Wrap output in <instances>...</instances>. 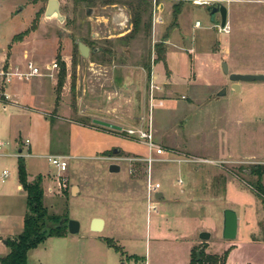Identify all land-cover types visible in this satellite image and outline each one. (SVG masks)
<instances>
[{"label":"rangeland","instance_id":"obj_1","mask_svg":"<svg viewBox=\"0 0 264 264\" xmlns=\"http://www.w3.org/2000/svg\"><path fill=\"white\" fill-rule=\"evenodd\" d=\"M48 1L0 0V175L8 172L0 216L17 217L26 207L16 189L24 157L30 180L43 174L49 214L76 221L79 232L47 238L27 264H188L199 234L184 233L202 219L214 224L206 254L222 256L234 245L224 264H264V193L257 187L264 188V165L241 159L264 158V82L233 91L220 67L264 72V0H57L62 21L44 17ZM212 6L226 7L228 33L219 15L210 18ZM78 43L89 48L87 58ZM30 67L39 75L30 76ZM5 86L18 103L4 110ZM148 129L173 153L151 166L150 181L147 165L131 160L147 156L137 135ZM49 155L73 157L59 191ZM193 157L214 164L178 162ZM111 164L120 171L110 174ZM178 178L199 202L187 203L190 191L181 195ZM224 209L240 219L234 241L221 237ZM93 216L105 219L104 231H91ZM5 252L0 244V256Z\"/></svg>","mask_w":264,"mask_h":264},{"label":"trees","instance_id":"obj_2","mask_svg":"<svg viewBox=\"0 0 264 264\" xmlns=\"http://www.w3.org/2000/svg\"><path fill=\"white\" fill-rule=\"evenodd\" d=\"M114 2L116 0H107ZM174 14H179L176 7ZM18 183L26 193V213L23 218L22 231L12 239L5 240L8 253L0 257V264H26L27 255L31 250L36 249L47 238H62L67 235L68 220L51 215L44 206V192L42 189V177L40 175L29 182L23 158L17 161ZM259 191L264 193V188L257 183ZM109 246L114 247L108 242ZM205 244H202L191 251L190 264H224L230 250L222 256L209 255L205 253ZM116 249V248H115Z\"/></svg>","mask_w":264,"mask_h":264},{"label":"water","instance_id":"obj_3","mask_svg":"<svg viewBox=\"0 0 264 264\" xmlns=\"http://www.w3.org/2000/svg\"><path fill=\"white\" fill-rule=\"evenodd\" d=\"M206 6L205 4L203 7ZM207 12L209 13L210 18L213 20L215 15H219L220 17V26L224 27L227 23V9L224 6H212L208 7ZM45 18H57L59 21H62L63 18L60 16L59 12V2L57 0H49L47 2V7L44 13ZM78 51L83 58H87L89 54V48L83 45L82 43H78ZM221 71L227 76L229 83L231 84V89L233 91L239 90V85L241 83H252V82H264V74H239V73H230L228 69V65L225 62L221 63ZM224 91H222L219 95H224ZM93 124L103 127L108 130L120 132L121 128L115 125L94 120ZM114 154L118 153V150L113 151ZM120 171V167L116 164H111L108 167V172L110 174H116ZM163 197L161 193L155 194V199L160 200ZM104 221L100 218H94L91 223V231L93 233H100L103 230ZM237 229H238V218L235 211L231 209H225L223 211V223H222V233L221 237L225 241H234L237 237ZM67 231L70 235H75L79 232V224L76 221H68L67 223ZM199 239L202 242H207L210 239V234L207 232H202L199 235ZM6 245V243H3Z\"/></svg>","mask_w":264,"mask_h":264},{"label":"crops","instance_id":"obj_4","mask_svg":"<svg viewBox=\"0 0 264 264\" xmlns=\"http://www.w3.org/2000/svg\"><path fill=\"white\" fill-rule=\"evenodd\" d=\"M0 60H3V56H0ZM257 74H264V72H262V71H260V72H256ZM227 77V76H226ZM228 79V78H227ZM168 82H169V84H170V78L168 79ZM10 89V86H5V88H4V92H3V95L4 96H7L9 99V102H7V103H3V105H4V110L7 108V105L8 104H13V103H18L17 102V100H16V97L14 96V95H11L12 97H10V96H8V95H6V94H4L5 93V91L6 90H9ZM242 90V87H241V84L239 85V91H241ZM11 99V100H10ZM16 104H14V105H16ZM263 104V103H262ZM16 106H18V107H21V108H23L22 106H19V105H16ZM262 106V105H261ZM23 109H25V108H23ZM243 116V115H242ZM244 121V120H243ZM241 122L240 120H239V118L235 121V125L237 126V127H239V125H243L244 124V122ZM7 125V124H6ZM242 130H244L243 128H242ZM244 133H245V131H243ZM15 135H16V133H15ZM154 138H155V136H154ZM26 141H28V140H26ZM238 141V140H237ZM29 142V141H28ZM28 144H30V142L28 143ZM168 152V151H167ZM18 153L19 154H21L22 153V149L21 148H19V151H18ZM168 154H170V153H168ZM173 154V153H172ZM172 154H170V155H167V158H170V156H172ZM232 155V154H231ZM234 155H236V154H234ZM260 155H262V154H256L255 155V153H254V155H252V156H242L241 157V159H255V160H257L258 161V163L259 164H263L264 165V158H262V156H260ZM27 156H29V155H27ZM64 156H66V155H64ZM68 157H70V160L71 159H73V157H71V156H69V155H67ZM218 157H221V154L220 155H218ZM237 157H239V155H237ZM23 159H24V157H22ZM220 159H222V158H219V160ZM157 163H159V162H157ZM121 169V168H120ZM5 171V170H4ZM198 172V168H196V167H193V173H197ZM152 173V172H151ZM39 175H43V174H39ZM38 176V175H37ZM27 179H28V181L29 182H31L32 180H30L29 178H28V175H27ZM17 180H18V177H17ZM179 180H181V184L179 185L178 184V182H176V184L178 185V186H181V187H183L184 186V182H183V180L181 179V178H178V181ZM43 184V187H44V190H45V192H46V189H45V182H43L42 183ZM162 187L163 188H165L166 190H167V185L165 184V186H164V184L162 183ZM187 187V188H186ZM188 185L186 186H184V192L183 191H181L182 193H181V195H187L188 196V194L189 193H192L193 191H190V190H188ZM16 189L19 191V192H23L24 193V200H25V206H26V193L22 190V187L19 185V183H17V185H16ZM187 189V192L188 191H190V192H188V194H187V192H185V190ZM73 190V189H72ZM162 195H163V197L161 198V199H163L164 198V194H163V191H162V193H161ZM190 195V198H188L186 201H187V203L188 202H196V201H198L199 202V199L198 198H195L194 200H193V197H192V195L191 194H189ZM44 198H46V196H44ZM193 202V203H194ZM170 203H172V202H170ZM178 203H180L179 201H178ZM197 205V204H196ZM25 209H26V207H25ZM25 209L23 210V212H21V214H18L17 215V217L16 216H13L12 215V213H10V211L8 212V214H3L2 216H0V244L1 245H3L4 247H5V249H6V252H5V254H3L2 256H0V257H3V256H5L7 253H8V249L6 248V245H4L3 243L5 242V240L6 239H12V238H14V237H16L17 235H19L20 233H21V231H22V226H23V218H24V215H25V213H26V211H25ZM225 210V209H224ZM223 210V211H224ZM223 211H222V219H221V224L223 223ZM236 213V212H235ZM237 214V213H236ZM175 216V215H174ZM94 218H99V217H95V216H93V219ZM237 218H238V223H239V216H237ZM100 219H102L103 221H104V226H103V230L102 231H104V229H105V227H106V221H105V219L104 218H100ZM191 219H192V217H191ZM186 220H187V218L185 219V220H183V224L182 223H180L182 226L184 225V226H187V222H186ZM193 221H194V217H193V219H192ZM210 225H214V224H208L207 222H205V221H203V219L202 220H196V221H194L193 223H192V226H189L190 228L187 230V233H184V234H187L188 236L187 237H195V236H198V234L200 235V233H202V232H207V233H209L210 235H211V228L209 227ZM221 233H222V231H221ZM237 235H238V229H237ZM211 237V236H210ZM191 240V239H190ZM193 241H195V242H193V243H195V244H193L194 245V247H198V246H200L201 244H202V241L198 238V239H194ZM196 241H198V242H196ZM254 242V241H253ZM257 242H259V241H257ZM204 244H206V245H208V241L207 242H204ZM193 247V248H194ZM227 248H229V250H230V252H229V257L230 256H232L235 252H236V246H234V245H228L227 246ZM235 248V249H234ZM37 249V248H36ZM36 249H34V250H36ZM34 250H32V251H34ZM191 251H192V249L191 248H189V253H188V257H189V259H188V264H189V262H190V258H191ZM26 264H27V262H26ZM145 264H147V263H145Z\"/></svg>","mask_w":264,"mask_h":264},{"label":"built area","instance_id":"obj_5","mask_svg":"<svg viewBox=\"0 0 264 264\" xmlns=\"http://www.w3.org/2000/svg\"><path fill=\"white\" fill-rule=\"evenodd\" d=\"M204 5V3H202V6ZM160 21L157 20V23H159ZM200 27V23L198 21H196L193 25V28H199ZM220 29L222 32L228 33L229 32V27L228 24L226 23V25L224 27L220 26ZM56 65H53L51 67V69H55ZM31 73L30 76H36L39 75V70L36 68H32L30 67ZM158 89V88H157ZM5 100L8 101V97L4 96ZM130 135H135L132 132H129ZM136 136V135H135ZM137 140L142 142L146 147H147V156L145 158H134L131 159L133 161H137V162H143L145 163V165H147L148 167V177H149V181H150V177H151V166L154 163H166L169 161H172L170 158H167V155L172 154L171 152H167L164 148L160 147L159 145H157L155 143V138H154V134L152 132L151 129L145 130V131H141L138 135H137ZM28 141H25V144H28ZM3 149V144L2 142H0V155H1V151ZM170 153V154H168ZM47 160L49 162V164L56 170V174H57V180H58V189L57 191H59L62 188H65V179H63V174L65 172H67L68 169V161H70V157L68 156H64V155H49L47 156ZM176 161V160H174ZM179 163H195V164H210L213 165L214 163L210 160H206V159H202V158H185L183 160L178 161ZM8 177V172L7 171H3L2 174L0 175V182H4L5 179H7ZM178 184L180 185L182 182L181 180L177 181ZM48 193L53 194L55 192L54 189L52 188H48L47 189ZM148 196L151 197V188L149 189L148 192ZM155 197V195H154ZM148 210L149 212H155V208L151 207L150 205H148Z\"/></svg>","mask_w":264,"mask_h":264}]
</instances>
